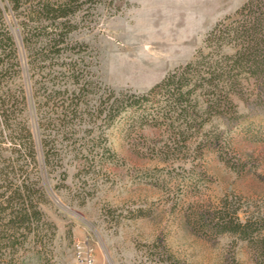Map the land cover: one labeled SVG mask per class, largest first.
<instances>
[{
    "label": "rangeland",
    "instance_id": "rangeland-1",
    "mask_svg": "<svg viewBox=\"0 0 264 264\" xmlns=\"http://www.w3.org/2000/svg\"><path fill=\"white\" fill-rule=\"evenodd\" d=\"M247 1L81 0L71 38L86 46L79 83H93L83 95L89 109L103 92L140 95L197 57L233 55L232 35L207 38ZM7 20L21 46L13 14ZM27 61L23 53L22 80L43 164L39 118L69 103L74 85L61 72L68 60H54L52 70L44 66L36 76ZM244 77L231 95L237 119L229 127L214 112L203 117L200 129L177 115L159 119L150 104L108 127L100 118L75 120L71 133L50 144V168L43 166V242L20 237L11 247L9 218L0 219V264H77L76 242L94 250L96 264H264L255 226L246 239L223 226L264 215V105ZM52 91L58 95L47 102ZM55 129L49 126L46 134ZM5 134L2 157L22 161V139ZM212 216L218 218L211 222Z\"/></svg>",
    "mask_w": 264,
    "mask_h": 264
},
{
    "label": "trees",
    "instance_id": "trees-1",
    "mask_svg": "<svg viewBox=\"0 0 264 264\" xmlns=\"http://www.w3.org/2000/svg\"><path fill=\"white\" fill-rule=\"evenodd\" d=\"M61 1L53 4L49 0H0V219L9 218L8 228L13 231L11 247L20 242V237L26 241L32 236L36 243L43 242L39 223L42 218L40 203L46 195L44 167L50 168L55 156L51 151L54 143L59 137L71 133L75 120L82 122L100 118L108 127L129 111H146L150 104L151 108L157 109L156 118L159 119L177 115L176 120H181L185 126L200 129L203 117L214 112L229 127L237 119L231 95L240 89L243 76L246 81L252 80L255 101L264 105V0H248L235 15L219 21L208 35V42L232 35L230 41H234L237 47L233 55L221 56L215 61L197 57L195 61L169 72L163 80L140 95L120 93L116 96L114 92H103L93 111L83 97L93 83L88 79L79 83L86 73L80 65L85 61L86 46L71 38L77 26L73 21L77 13L74 6L81 0ZM7 13L13 14L17 21L23 50L11 30ZM23 53L28 60V71L33 76L45 68L52 70L54 60H68L61 72L74 85V97L69 103L57 106L53 113L55 116L43 113L39 118L43 164L38 158L30 122L32 108L22 80L25 69ZM56 95V91L49 93L47 102ZM199 96L207 98L205 103L198 99ZM49 126L56 128L55 134H46ZM5 130L11 137L22 139V161L2 157L1 142L6 135ZM216 218L212 216L211 222ZM224 225L244 239L253 235L251 228L255 226L257 246L264 255V215L255 220L246 218L244 222L228 221Z\"/></svg>",
    "mask_w": 264,
    "mask_h": 264
},
{
    "label": "built area",
    "instance_id": "built-area-1",
    "mask_svg": "<svg viewBox=\"0 0 264 264\" xmlns=\"http://www.w3.org/2000/svg\"><path fill=\"white\" fill-rule=\"evenodd\" d=\"M74 252L77 264H96L92 248L83 245L81 242H76L74 244Z\"/></svg>",
    "mask_w": 264,
    "mask_h": 264
},
{
    "label": "bare ground",
    "instance_id": "bare-ground-1",
    "mask_svg": "<svg viewBox=\"0 0 264 264\" xmlns=\"http://www.w3.org/2000/svg\"><path fill=\"white\" fill-rule=\"evenodd\" d=\"M171 30V29H170ZM156 37V36H155Z\"/></svg>",
    "mask_w": 264,
    "mask_h": 264
}]
</instances>
